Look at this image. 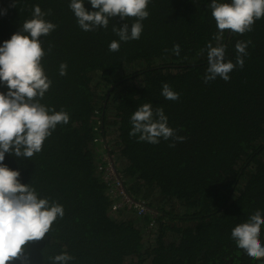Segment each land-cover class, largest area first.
Wrapping results in <instances>:
<instances>
[{
    "label": "trees",
    "instance_id": "trees-1",
    "mask_svg": "<svg viewBox=\"0 0 264 264\" xmlns=\"http://www.w3.org/2000/svg\"><path fill=\"white\" fill-rule=\"evenodd\" d=\"M211 2L150 0L140 38L124 42L113 28L135 18H109L107 28L85 32L71 0H0V46L33 18L35 5L51 10L44 19L57 28L40 39L52 84L40 103L70 116L42 151L6 153L3 161L65 210L46 239L28 244L29 264H52L62 253L74 257L69 264H264L231 237L257 210L264 215V18L243 35L220 33ZM85 8L95 11L90 0ZM114 40L116 52L109 50ZM237 41H251L244 67L228 82L205 83L208 43L226 45L225 60L235 63ZM164 83L178 100L161 95ZM146 103L163 108L185 140L170 147L171 139L154 145L130 136L131 116ZM109 163L144 213L108 189ZM260 240L264 246V225Z\"/></svg>",
    "mask_w": 264,
    "mask_h": 264
},
{
    "label": "clouds",
    "instance_id": "clouds-1",
    "mask_svg": "<svg viewBox=\"0 0 264 264\" xmlns=\"http://www.w3.org/2000/svg\"><path fill=\"white\" fill-rule=\"evenodd\" d=\"M150 0H90L95 11L85 8V0H71L70 9L74 13L79 27L93 31L97 27L107 28L109 18H135L131 26L113 28L120 41L138 40L143 31L142 21L150 15ZM211 15L220 33L229 30L243 35L253 30L255 22L264 18V0H230L218 2L212 0L209 5ZM34 6L33 18L26 20L21 29L0 46V82L8 88L7 93L0 92V264H13L21 260L29 264L26 249L30 242L46 239L53 223L65 215L64 207L50 203L47 198L38 197L34 188L21 183L20 172L3 164L5 154L20 158H31L42 151L45 140L51 136L58 124H67L70 116L65 111H55L40 103L50 89L52 81L45 74L42 60L45 50L40 37L49 35L57 25L44 17L50 14ZM215 39L219 41L220 37ZM251 41H237L236 61L226 62V45L212 43L207 45L208 67L204 82L209 83L217 77L225 82L237 66L244 67V56ZM118 41H112L109 50L119 51ZM50 50V49H49ZM180 54V45L172 49ZM67 74V64L61 63L60 75ZM161 95L166 100L176 101L180 94L172 90L168 83L162 85ZM51 113V114H50ZM130 136L139 141L159 144L165 141L183 142L176 130L168 126V117L163 108L153 109L151 103L138 106L131 116ZM115 167L109 163L106 167ZM107 169V170H109ZM113 175H117L116 171ZM264 215L257 210L247 222L240 223L232 230L231 237L237 246L253 259L264 258V246L260 240ZM52 264H69L74 257L62 253L50 257Z\"/></svg>",
    "mask_w": 264,
    "mask_h": 264
},
{
    "label": "bare ground",
    "instance_id": "bare-ground-1",
    "mask_svg": "<svg viewBox=\"0 0 264 264\" xmlns=\"http://www.w3.org/2000/svg\"><path fill=\"white\" fill-rule=\"evenodd\" d=\"M107 186H108V189L110 191H113V192H114V189H117L122 194H123V192H121V191H123V189L126 192V188H125L123 182L121 181V179L117 175L112 177V178H109V181L107 182ZM126 195L129 197V200L126 201L125 198H124L125 203H127L128 206L133 205L134 208H136L137 203L135 202V200H133L132 197H130L127 194V192L125 193V196Z\"/></svg>",
    "mask_w": 264,
    "mask_h": 264
},
{
    "label": "built area",
    "instance_id": "built-area-1",
    "mask_svg": "<svg viewBox=\"0 0 264 264\" xmlns=\"http://www.w3.org/2000/svg\"><path fill=\"white\" fill-rule=\"evenodd\" d=\"M105 173H107V169L105 170ZM108 174V178H112V177H114V175H113V172L110 174V172H108L107 173ZM116 176V175H115ZM136 208H137V211L139 212V213H144L145 211H146V208H145V206H143L142 204H138V205H136Z\"/></svg>",
    "mask_w": 264,
    "mask_h": 264
},
{
    "label": "rangeland",
    "instance_id": "rangeland-1",
    "mask_svg": "<svg viewBox=\"0 0 264 264\" xmlns=\"http://www.w3.org/2000/svg\"><path fill=\"white\" fill-rule=\"evenodd\" d=\"M107 169H109V167H107ZM115 171H116V167H113V166H112V168H111V172H115ZM121 192H123L124 194L126 193L124 189H123V191H121ZM125 200H126V201L129 200V197H128L127 195L125 196Z\"/></svg>",
    "mask_w": 264,
    "mask_h": 264
}]
</instances>
